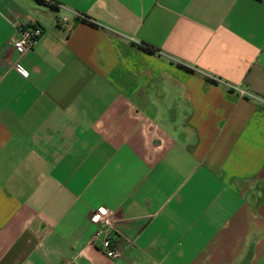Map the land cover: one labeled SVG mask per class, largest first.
<instances>
[{
  "label": "crops",
  "instance_id": "obj_1",
  "mask_svg": "<svg viewBox=\"0 0 264 264\" xmlns=\"http://www.w3.org/2000/svg\"><path fill=\"white\" fill-rule=\"evenodd\" d=\"M232 87L264 101V0H0V264H264V102Z\"/></svg>",
  "mask_w": 264,
  "mask_h": 264
},
{
  "label": "built area",
  "instance_id": "obj_2",
  "mask_svg": "<svg viewBox=\"0 0 264 264\" xmlns=\"http://www.w3.org/2000/svg\"><path fill=\"white\" fill-rule=\"evenodd\" d=\"M16 27L18 29V37H16L13 44L15 49L20 53L33 50L39 44L44 34L43 28L38 25L22 26L16 24ZM232 89L236 90L242 97L264 102L246 90L236 87H232ZM90 221L98 226L97 231L90 241V245H97V243H99L100 248L107 257L110 259L120 258L122 252L115 245V236L120 235V232L118 230V222L114 218L113 212L106 207H101L92 212Z\"/></svg>",
  "mask_w": 264,
  "mask_h": 264
},
{
  "label": "trees",
  "instance_id": "obj_3",
  "mask_svg": "<svg viewBox=\"0 0 264 264\" xmlns=\"http://www.w3.org/2000/svg\"><path fill=\"white\" fill-rule=\"evenodd\" d=\"M144 50H148L149 52H152V50L148 49V48H145L143 47Z\"/></svg>",
  "mask_w": 264,
  "mask_h": 264
}]
</instances>
